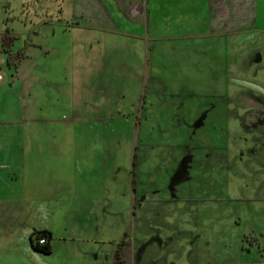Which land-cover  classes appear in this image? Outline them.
I'll use <instances>...</instances> for the list:
<instances>
[{
	"label": "crops",
	"instance_id": "1",
	"mask_svg": "<svg viewBox=\"0 0 264 264\" xmlns=\"http://www.w3.org/2000/svg\"><path fill=\"white\" fill-rule=\"evenodd\" d=\"M184 1L191 15L199 16L200 11V16L205 15L195 21L204 24L201 29L207 36L238 31L239 15L253 16L256 10L255 0ZM87 11V26L74 21L75 13L70 15L72 23L60 26L61 32L71 31L77 39L45 43L39 73L16 67L9 77L0 75V96L8 94L17 80H21L22 92L11 104L0 106V264H113L115 260V264H172L170 257L178 251L199 257L205 253L201 239L210 219L176 216L184 207L189 210L191 201H202L201 194L191 197L180 186L192 176L194 153L192 148H183L188 140L178 142L182 153L175 157L173 174L165 183L166 195H162L158 188L147 191L141 174L135 177L133 167L128 166L130 153L117 158L120 145L133 142L113 136L110 130L113 122L120 127L140 126L142 112H151V105L149 101L145 106L138 96L142 92L160 95L164 88L154 76L149 89L148 84L142 86L144 76L151 73L137 57L143 53V43L112 41L117 32L130 35L122 26L119 30L118 20L146 22V0H88ZM47 29L54 34L55 26ZM81 34L85 41L80 40ZM213 42L208 40L203 48H215ZM129 54L139 60L135 73L141 77L130 88L123 79L114 81L109 75L113 66L125 70ZM205 58L204 63L208 62ZM213 60V68L216 64L218 68L217 57ZM188 91L175 89L168 95H196ZM49 94L55 98L53 104L48 103ZM176 107L182 111L183 101ZM134 109L140 111L139 118L116 114ZM201 111L216 112L218 107ZM43 129L46 135H37ZM145 155L138 161L143 162ZM130 162L136 163L135 153ZM62 208L68 209V219H40L43 212L59 216ZM218 221L222 219H214L215 225ZM37 231L49 233L48 253L32 247Z\"/></svg>",
	"mask_w": 264,
	"mask_h": 264
},
{
	"label": "rangeland",
	"instance_id": "2",
	"mask_svg": "<svg viewBox=\"0 0 264 264\" xmlns=\"http://www.w3.org/2000/svg\"><path fill=\"white\" fill-rule=\"evenodd\" d=\"M255 2V15H239L242 25L238 31L207 36L202 31L204 24L195 21L205 15L200 16L202 11L199 16L191 15L193 11L186 8L184 0H146V22L117 21L119 30L122 26L133 36L120 32L112 35V41L143 43V53L137 57L151 73L144 76L142 86L148 84L149 89L154 76L160 80L159 87H164L160 95L142 92L138 96V100L144 99L145 106L149 101L151 105V112H142L140 126L120 127L113 122L112 135L133 142L120 145L117 158L125 151L130 153L128 166L133 167L135 177L141 174L147 191L158 188L159 194L166 195L165 185L173 174L175 157L182 153L178 142L188 140L183 148H192L194 153L191 180L180 186L188 189L191 197L201 194L202 201H191V208L184 207L176 216L210 219L206 235L201 237V245L206 248L201 249L205 253L199 257L178 251V255L170 257L172 264H264V0ZM87 10L88 0H0V75L9 77L16 67L18 71L27 68V72L39 73L45 43L77 39L71 31L61 32L60 26L72 23V13L75 22L87 26ZM49 26H55L53 35ZM84 39L87 38L81 34L80 40ZM208 40L214 41L215 48H203ZM126 57L125 70L113 66L109 75L114 81L123 79L129 88L136 87L141 79L135 73L140 63L130 54ZM216 57L218 68L217 64L213 68ZM196 77L199 80H193ZM175 89L183 93L194 90L196 95H168ZM19 93L21 80L8 94L0 96V106L11 104ZM54 99L49 94L48 103L53 104ZM180 101L183 110L178 112L176 104ZM212 105L218 111H201ZM116 114L139 118L140 111ZM199 121L202 125H198ZM185 124L192 127L182 126ZM45 130L37 135H46ZM133 153L135 164L130 162ZM142 154H146L143 162L138 161ZM151 172V178L146 177ZM67 211L62 208L59 216L52 217L43 212L40 219H68ZM214 219H222L218 221L222 226L215 225Z\"/></svg>",
	"mask_w": 264,
	"mask_h": 264
},
{
	"label": "trees",
	"instance_id": "3",
	"mask_svg": "<svg viewBox=\"0 0 264 264\" xmlns=\"http://www.w3.org/2000/svg\"><path fill=\"white\" fill-rule=\"evenodd\" d=\"M38 236H43L45 237V243L43 244H38L36 241V238ZM48 238H49V233L47 231H37L34 233L33 238L31 239V245L34 249L41 251L43 253H48L49 252V244H48ZM116 260L113 262L115 264Z\"/></svg>",
	"mask_w": 264,
	"mask_h": 264
},
{
	"label": "built area",
	"instance_id": "4",
	"mask_svg": "<svg viewBox=\"0 0 264 264\" xmlns=\"http://www.w3.org/2000/svg\"><path fill=\"white\" fill-rule=\"evenodd\" d=\"M36 241H37V243L40 245V244H43V243H45V237H43V236H38L37 238H36Z\"/></svg>",
	"mask_w": 264,
	"mask_h": 264
}]
</instances>
